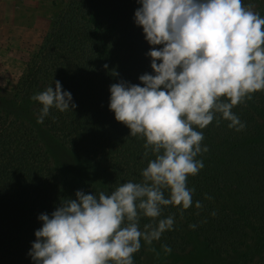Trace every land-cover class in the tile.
<instances>
[{
	"label": "trees",
	"instance_id": "1",
	"mask_svg": "<svg viewBox=\"0 0 264 264\" xmlns=\"http://www.w3.org/2000/svg\"><path fill=\"white\" fill-rule=\"evenodd\" d=\"M138 7L137 0H69L27 62L16 90L0 87V98L28 102L37 119L42 105L31 97L55 88L59 80L76 107L63 112L52 107L40 124L94 163L103 177L100 186L65 180L25 123L0 110V264H34L28 253L35 230L42 226L41 213L51 214L62 198H75L77 190L110 192L120 183L139 182L141 170L154 158L144 157V139L130 136L109 109L111 84H141L140 75L153 73L146 55L152 46L134 22ZM232 111L245 123L243 130L229 128L223 119L219 125L213 120L205 129L197 128L209 150L197 156L204 167L188 177V187L195 189L193 205L183 216L180 206L163 207L161 218L172 215L175 223L155 242L187 250L195 236L218 264H264V91ZM196 201L202 202L201 209ZM149 222L142 217L141 228ZM141 245L134 264H146ZM157 264L208 263L191 259Z\"/></svg>",
	"mask_w": 264,
	"mask_h": 264
},
{
	"label": "clouds",
	"instance_id": "2",
	"mask_svg": "<svg viewBox=\"0 0 264 264\" xmlns=\"http://www.w3.org/2000/svg\"><path fill=\"white\" fill-rule=\"evenodd\" d=\"M137 3L134 22L152 46L146 55L154 74L140 75L141 84H111L109 109L130 136L144 139V157L154 158L141 170L139 182L120 183L110 192L77 190L75 198H62L51 214L41 213L42 226L35 230L28 253L34 264H134L141 240L151 246L173 229L174 216L161 218L163 207L180 206L183 216L193 205L195 189L188 187V177L204 167L197 156L209 150L197 128L203 130L213 120L219 125L223 119L229 128L243 130L245 123L232 109L264 91V16L254 4ZM54 84L31 97L42 105L38 123L52 107L61 112L76 107L71 92L59 80ZM195 207L201 209L202 202ZM142 217L150 219L143 228ZM162 248L165 254L172 251L168 245Z\"/></svg>",
	"mask_w": 264,
	"mask_h": 264
},
{
	"label": "rangeland",
	"instance_id": "3",
	"mask_svg": "<svg viewBox=\"0 0 264 264\" xmlns=\"http://www.w3.org/2000/svg\"><path fill=\"white\" fill-rule=\"evenodd\" d=\"M69 0H0V87L14 92L30 58L38 52L44 36L51 30L59 14ZM255 11L264 16V4L256 3ZM0 110L10 113L25 123L33 133L36 142L47 154L55 170L70 183H88L100 186L103 183L101 170L90 160L72 151L52 132L37 122L28 102L0 98ZM187 250H174L165 254L162 246L155 241L144 246L143 260L146 264L162 261L176 263L188 260L214 262L203 242L195 236L189 238ZM149 247L155 252L149 251ZM159 253V256L156 255ZM227 261L225 264H229Z\"/></svg>",
	"mask_w": 264,
	"mask_h": 264
}]
</instances>
